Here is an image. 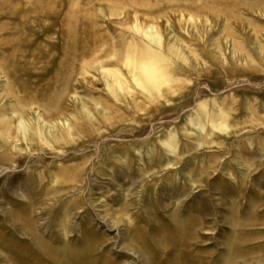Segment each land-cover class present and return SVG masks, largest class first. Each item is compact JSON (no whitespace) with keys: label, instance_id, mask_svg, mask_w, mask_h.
Returning a JSON list of instances; mask_svg holds the SVG:
<instances>
[{"label":"rangeland","instance_id":"1","mask_svg":"<svg viewBox=\"0 0 264 264\" xmlns=\"http://www.w3.org/2000/svg\"><path fill=\"white\" fill-rule=\"evenodd\" d=\"M0 264H264V0H0Z\"/></svg>","mask_w":264,"mask_h":264},{"label":"bare ground","instance_id":"2","mask_svg":"<svg viewBox=\"0 0 264 264\" xmlns=\"http://www.w3.org/2000/svg\"><path fill=\"white\" fill-rule=\"evenodd\" d=\"M69 28V27H68ZM177 225L175 226L176 234L172 235L173 237L170 238L169 241L165 242L162 241L160 244L161 248L160 250L162 252H167L172 250H178L185 244L184 238L178 235L177 232L182 233H190V229L192 227H195V223L192 221V219H188L184 222H177ZM157 236V233L155 234ZM36 238V237H35ZM38 237L36 238V242L34 241V245L36 246L38 253L45 257L47 260H51L53 262L57 261H62V260H69V261H76L77 258H85V252H76V250L73 248H68V247H52L49 243L43 244L40 241L37 240ZM173 239V240H171ZM35 240V239H34ZM155 240V239H154ZM171 241V243H170ZM40 242V243H39ZM39 244V245H38ZM159 245V244H158ZM80 253V254H79ZM71 263V262H70Z\"/></svg>","mask_w":264,"mask_h":264}]
</instances>
